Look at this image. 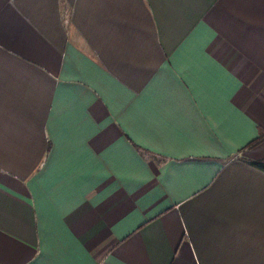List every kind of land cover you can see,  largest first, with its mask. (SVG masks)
Instances as JSON below:
<instances>
[{"label":"crops","instance_id":"0c3cea01","mask_svg":"<svg viewBox=\"0 0 264 264\" xmlns=\"http://www.w3.org/2000/svg\"><path fill=\"white\" fill-rule=\"evenodd\" d=\"M264 0H0V264H264Z\"/></svg>","mask_w":264,"mask_h":264},{"label":"trees","instance_id":"16d2710c","mask_svg":"<svg viewBox=\"0 0 264 264\" xmlns=\"http://www.w3.org/2000/svg\"><path fill=\"white\" fill-rule=\"evenodd\" d=\"M263 138H264V133H261V134L259 135V137H258L257 139H255L253 142H250V143L248 144V146H251V145H254V144L258 143V142L261 141ZM249 162H250V164H251L253 167H255V168H257V169H259V170H261V171L264 172V159L251 160V161H249Z\"/></svg>","mask_w":264,"mask_h":264}]
</instances>
